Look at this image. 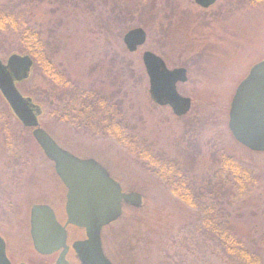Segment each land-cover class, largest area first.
<instances>
[{"label": "rangeland", "instance_id": "obj_1", "mask_svg": "<svg viewBox=\"0 0 264 264\" xmlns=\"http://www.w3.org/2000/svg\"><path fill=\"white\" fill-rule=\"evenodd\" d=\"M30 1L23 7L19 0H0V6L29 15L48 43L62 83L82 91L77 106L89 101L103 125L84 127L54 98L49 107L32 102L40 108L41 127L62 150L99 164L123 193L141 197L140 206L125 204L122 215L101 230V248L110 262L240 264L212 243L200 213L171 194L164 179L145 166L147 158L133 152V144L105 134L112 117L106 110L115 113L116 106L121 114L114 117L126 136L145 141L153 156L178 163L198 183L213 177L212 160L219 155L247 171L250 186L238 192L228 184L221 207L231 234L264 264V153L239 145L228 128L237 86L264 59V0L248 2L228 15H214L221 5L195 15L199 11L192 0ZM134 28L144 30L146 42L129 53L123 36ZM146 51L160 57L168 69H186L187 82L177 85L178 93L191 101L185 116L175 117L168 107L151 101L142 63ZM14 54L19 55L17 39L1 32V61L5 64ZM49 84L57 87L60 98L71 96L63 84L43 79L32 69L18 90L42 98ZM5 109L0 102V235L6 237L10 256L27 263L37 258L28 238L29 211L47 206L63 223L66 189L53 162ZM74 113L82 111L77 107ZM7 128L14 134L20 130L21 138L6 144ZM69 236L80 240L84 232L71 229Z\"/></svg>", "mask_w": 264, "mask_h": 264}, {"label": "water", "instance_id": "obj_2", "mask_svg": "<svg viewBox=\"0 0 264 264\" xmlns=\"http://www.w3.org/2000/svg\"><path fill=\"white\" fill-rule=\"evenodd\" d=\"M215 1L195 0L202 8ZM145 42L146 33L141 28L131 29L123 36V44L129 53L136 52ZM142 63L151 101L157 106L169 107L176 117L186 115L191 101L176 89L177 84L187 82L186 69H168L160 57L149 51L142 54ZM31 66L27 56L11 55L5 64L0 59V94L21 125L31 130L32 138L53 162L54 172L66 189L64 226L57 222L49 207H32L30 223L34 249L45 255L64 248L60 258L63 263L67 252L65 227L70 225L84 231V240L73 244L81 264H110L101 248V230L122 215L124 204L140 206L141 197L123 193L99 164L62 150L40 127L37 110L17 89V84L28 77ZM228 128L241 146L264 153V59L253 66L237 86L230 105ZM0 264H10L1 238Z\"/></svg>", "mask_w": 264, "mask_h": 264}, {"label": "trees", "instance_id": "obj_3", "mask_svg": "<svg viewBox=\"0 0 264 264\" xmlns=\"http://www.w3.org/2000/svg\"><path fill=\"white\" fill-rule=\"evenodd\" d=\"M19 1H21L20 6L22 5L23 7L28 6L31 2L30 0ZM22 1H25V3ZM1 7L2 6H0V33L6 32L15 36L17 39L18 54L20 56L29 57L32 62L31 69L34 73L40 74L43 79L46 77L53 80L56 85L63 84L65 88L69 90L68 95H71L68 99L65 98L64 100L58 96L59 93L56 91L57 87L54 84H49V91H43L42 98H33L26 93H24L23 96L30 100L31 103L47 105V107H49V103L56 98L58 99L57 101L61 103L62 108H66V110L69 111L67 112L68 115H73V117L78 118L84 127L91 128L93 126L97 127V124L102 125L101 119H97L98 112L94 107L91 108L88 104L89 101H87L86 104L82 102L81 105L77 106L75 102L76 96L80 95L82 91L76 86L70 87V85L62 83V75L58 70V66L52 60V56H50L48 43L41 37L40 32L31 25L29 15L21 13V9L16 11ZM20 84H18L17 87H20ZM0 102H3L5 105L6 113H10L11 111L1 95ZM33 106L37 111L40 109L38 105L33 104ZM77 107L80 108L82 114L74 113ZM86 108L91 109L83 112ZM113 108L115 113L119 112V114H121L120 111L117 112L116 106H113ZM106 111V114L110 113L112 117L109 118L110 122L107 123L111 128H107V130L104 131L105 134H111L123 144H125V142L130 143V145L133 144V152H135L139 158H147L145 166L151 169L157 176L164 179L171 194L188 207L200 213L201 221L203 222L207 234L206 236L211 237L210 240L218 246L221 253L227 258L236 260L240 264H260L259 257L247 251L244 243L240 239L235 238L226 227L224 208L221 207V200L226 196L223 189L228 184H231L238 192H243L250 186L249 184H251V181L247 171L243 167L224 155L216 156L211 164L213 177L204 179L201 183H198L184 169H181L178 163L175 164L169 160H159V158L153 156L152 149H150V146L147 145L145 141L139 140L133 135L131 138L126 136L120 121L117 122V118L114 117L116 114L109 112V109ZM10 116H13L12 113H10ZM15 121L19 129H23L31 138V130L24 128L17 119H15ZM4 129L3 126V130ZM7 131L8 135L4 137V142L6 144H9L10 141H14L17 138H21L22 134L20 130H18L16 134H14L15 132L12 133L11 130L9 131L8 128ZM31 140L33 141L32 138ZM143 145L146 147L142 148ZM13 160L14 163H16V159Z\"/></svg>", "mask_w": 264, "mask_h": 264}, {"label": "flooded vegetation", "instance_id": "obj_4", "mask_svg": "<svg viewBox=\"0 0 264 264\" xmlns=\"http://www.w3.org/2000/svg\"><path fill=\"white\" fill-rule=\"evenodd\" d=\"M193 1V5H194V9L199 11L198 13H196L195 15H205V13L208 11V10H211V8H215L219 5H221L222 9H219L221 10L220 12H218L217 14H214V15H228V14H235L237 13L238 11H240L242 9V7L246 4H248V2L251 4V3H254L256 2V0H216L212 5H210L209 7L207 8H202L201 6H199L195 0H192ZM200 10L202 12H200ZM205 12V13H204ZM185 116V115H184ZM183 117V116H181ZM181 117H178V118H181ZM7 212V211H6ZM31 212V211H29ZM7 214V213H6ZM29 214V213H28ZM31 214V213H30ZM30 214H29V217H28V225H29V235H28V238L30 239V244L32 246V249L34 251V254L37 258H34L33 260H30L29 262H18L12 258L10 256V251L8 249V245L6 244L5 242V239L6 237L3 236V235H0V238L2 239V241L4 242L5 244V256L7 258V260L9 261L10 264H81L78 257H77V254L75 252V250L73 249V244L77 241H82L84 240L85 236L83 239H77V240H72L73 238L69 236V233H70V230L71 229H75L76 227H73V226H66L65 227V230H66V233H67V238H66V246H67V252L64 256V259L62 263V260L60 259L61 258V253L63 252L64 248H61L60 250L56 251V252H53L51 254H39L35 249H34V246H33V241H32V237H31V223H30ZM2 216H5V215H2ZM59 223V222H58ZM61 226H64L66 224V215H65V211H64V221L63 223H59ZM79 229V228H77ZM81 230V229H80ZM83 231V230H82ZM1 234V233H0ZM72 240V241H71ZM105 256V254H104ZM105 258L110 262V260L105 256ZM110 264H112L110 262Z\"/></svg>", "mask_w": 264, "mask_h": 264}]
</instances>
